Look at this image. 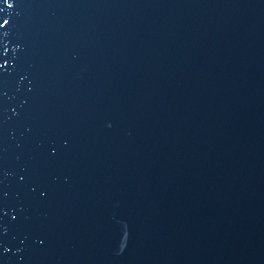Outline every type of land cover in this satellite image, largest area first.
I'll return each mask as SVG.
<instances>
[{
    "label": "water",
    "instance_id": "95a60500",
    "mask_svg": "<svg viewBox=\"0 0 264 264\" xmlns=\"http://www.w3.org/2000/svg\"><path fill=\"white\" fill-rule=\"evenodd\" d=\"M0 264H264V0H0Z\"/></svg>",
    "mask_w": 264,
    "mask_h": 264
},
{
    "label": "snow or ice",
    "instance_id": "6c2138e0",
    "mask_svg": "<svg viewBox=\"0 0 264 264\" xmlns=\"http://www.w3.org/2000/svg\"><path fill=\"white\" fill-rule=\"evenodd\" d=\"M4 23H7L6 21Z\"/></svg>",
    "mask_w": 264,
    "mask_h": 264
}]
</instances>
